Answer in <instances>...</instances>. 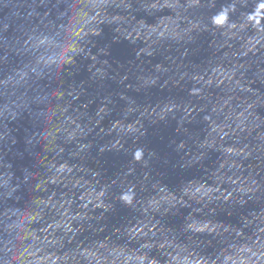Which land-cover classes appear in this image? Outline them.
I'll list each match as a JSON object with an SVG mask.
<instances>
[{
  "label": "water",
  "instance_id": "95a60500",
  "mask_svg": "<svg viewBox=\"0 0 264 264\" xmlns=\"http://www.w3.org/2000/svg\"><path fill=\"white\" fill-rule=\"evenodd\" d=\"M262 3L0 0V264H264Z\"/></svg>",
  "mask_w": 264,
  "mask_h": 264
},
{
  "label": "snow or ice",
  "instance_id": "6c2138e0",
  "mask_svg": "<svg viewBox=\"0 0 264 264\" xmlns=\"http://www.w3.org/2000/svg\"><path fill=\"white\" fill-rule=\"evenodd\" d=\"M261 7L264 8V3L261 4ZM223 16L220 17V20L218 22H222L223 21Z\"/></svg>",
  "mask_w": 264,
  "mask_h": 264
}]
</instances>
